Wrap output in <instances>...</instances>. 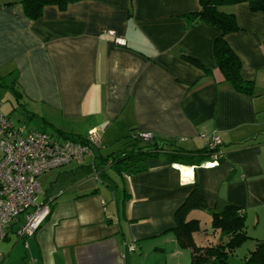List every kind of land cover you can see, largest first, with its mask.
<instances>
[{"label": "crops", "instance_id": "obj_1", "mask_svg": "<svg viewBox=\"0 0 264 264\" xmlns=\"http://www.w3.org/2000/svg\"><path fill=\"white\" fill-rule=\"evenodd\" d=\"M198 9V0H81L62 11L45 6L32 21L18 0H0V79L14 82L28 117L58 136L100 132V147L82 163L55 168L40 201L50 200L49 212L36 232L22 238L16 225L8 228L0 264H189L190 251L171 229L195 181L207 207L199 214L236 205L250 237L264 238V13L246 2L222 7L239 26L225 39L241 76L253 82L246 95L217 68L219 29L186 28L183 15ZM143 132L187 150L217 135L222 159L190 175L183 174L190 166L169 163L164 153L132 175L104 164V148Z\"/></svg>", "mask_w": 264, "mask_h": 264}, {"label": "trees", "instance_id": "obj_2", "mask_svg": "<svg viewBox=\"0 0 264 264\" xmlns=\"http://www.w3.org/2000/svg\"><path fill=\"white\" fill-rule=\"evenodd\" d=\"M77 1L81 0H18V3L21 4L25 17L35 21L42 16L45 6L53 5L62 11L70 3ZM198 2L197 11L183 15L186 28L199 22L218 28L220 33L214 40L213 53L222 79L237 92L252 94L253 82L241 76V61L225 39L228 33L239 29L235 14L223 11L222 7L246 2L250 10L264 13V0H198ZM181 58L205 74H212L202 62L184 54ZM13 83L12 81L11 91L18 103L23 104L21 94L17 92ZM60 133L59 136L62 138L75 141L84 137ZM141 134L131 133L125 136L124 146L116 154L110 153L104 157V164H109L120 173L132 175L145 171L146 159L159 153H164L169 163L197 167L211 159L214 151L221 150L220 147L210 150L207 144L202 149L187 150L178 146L172 139L154 134L151 138L144 139ZM221 159L222 156L218 158V162ZM45 201L48 204L50 202L49 199ZM204 210H207V207L203 190L195 181L190 194L175 210L174 226L171 229L179 247L190 251L189 264H229V256L246 239H252L253 246L242 255V264H264V238H251L247 234L245 216L238 206L226 204L221 210H208L210 229L206 231L200 227V219L197 217V213Z\"/></svg>", "mask_w": 264, "mask_h": 264}, {"label": "built area", "instance_id": "obj_3", "mask_svg": "<svg viewBox=\"0 0 264 264\" xmlns=\"http://www.w3.org/2000/svg\"><path fill=\"white\" fill-rule=\"evenodd\" d=\"M115 42L124 44L120 38H115ZM141 136L148 139L152 134L143 132ZM220 144L221 139L214 134L207 142L210 150L219 148ZM99 147L100 132L95 128L88 130L79 141L58 140L26 123L16 125L0 112V242L15 223H18V236L25 238L33 235L44 221L49 204L36 201L41 192L37 182L40 174L71 162L82 163L85 155ZM221 156V150L214 151L211 159L199 166H217ZM183 168L186 169L183 174L190 175L194 166ZM128 249L132 251L134 244H129Z\"/></svg>", "mask_w": 264, "mask_h": 264}, {"label": "rangeland", "instance_id": "obj_4", "mask_svg": "<svg viewBox=\"0 0 264 264\" xmlns=\"http://www.w3.org/2000/svg\"><path fill=\"white\" fill-rule=\"evenodd\" d=\"M11 85H12V81L6 80V79H0V112L9 117V119L14 123V124H21V123H26L28 125V127L30 128H35L37 130H42L44 129L46 132L48 133H53V137L58 139V140H62L61 136H58V134L56 133V129L52 128L51 126H46L44 124H42V120L41 118H37V117H28V115H30L29 113H27L25 111V108L28 107V104L24 103L23 101H21L23 104H19L18 101L16 100V98L14 97L12 91H11ZM28 109V108H27ZM41 121V122H40ZM51 121H53L54 123H56V121L59 123V120H55V119H51ZM124 141L125 139L122 138L121 140L117 141V143L112 144V146H109L107 148H104L101 151V154L106 155L109 153L116 154L118 152L119 148H122L124 146ZM95 151L97 150L94 149ZM87 157V156H86ZM87 160V158H86ZM85 160V161H86ZM74 164H70L69 166L67 165L66 167H71ZM65 166V165H64ZM63 167V166H61ZM60 168V167H59ZM63 168H60V170ZM58 169H52L51 171H46L42 174H40L37 178V182L39 183V185L41 186L42 189V193L39 194L37 196V203H42L40 202L43 196V192L44 190L48 187L49 182H53L55 176H56V172H58ZM107 172L112 175V178H114L115 180H119L114 171L110 168H107ZM121 191V187H119V192ZM199 214V213H197ZM197 217L200 219V227L201 228H205L207 230L210 229L209 227V220L210 217L207 213H200L199 215H197ZM13 225H16L18 227V223H15ZM252 229L249 228L248 229V235L251 236ZM253 246V240L252 239H246L245 242H243L240 246H238L235 250V252L229 256L228 258V263L229 264H242L241 261V257L242 255L248 250L251 249Z\"/></svg>", "mask_w": 264, "mask_h": 264}, {"label": "bare ground", "instance_id": "obj_5", "mask_svg": "<svg viewBox=\"0 0 264 264\" xmlns=\"http://www.w3.org/2000/svg\"><path fill=\"white\" fill-rule=\"evenodd\" d=\"M184 169V171H186V169L185 168H183Z\"/></svg>", "mask_w": 264, "mask_h": 264}]
</instances>
